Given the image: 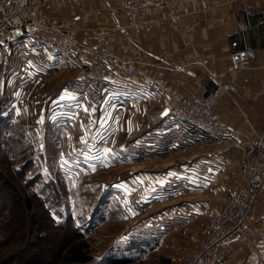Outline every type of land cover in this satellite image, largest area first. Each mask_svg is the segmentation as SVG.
<instances>
[{"label": "crops", "instance_id": "1", "mask_svg": "<svg viewBox=\"0 0 264 264\" xmlns=\"http://www.w3.org/2000/svg\"><path fill=\"white\" fill-rule=\"evenodd\" d=\"M174 3L188 4L193 10L205 3L208 8L178 23L153 15L154 27L145 33L125 28L126 21L116 0L55 1L49 18L76 19L82 45H90L102 36L125 42L128 54L124 60L141 73L161 77L167 87L165 95L152 96L140 92L136 84L124 85L95 116L90 108L72 105L73 100L63 91L58 93L53 100L61 108V123L79 126L88 134L83 146L74 149L77 167L85 164L94 173L96 166L110 171L129 164L135 169L128 171L133 174L128 179L137 183H148L159 175L179 176L191 166L203 170L226 166L222 182L227 181V173L229 177L238 174L240 149L207 137L166 112L161 114L162 103L177 94L204 95L227 83L229 89L216 113L238 133L252 136L258 132L264 124V0H168V4ZM247 48L256 50L249 67L228 72L231 60ZM39 65V76L55 71L56 83L71 76L59 56ZM222 184L225 185L221 183L213 189L221 193ZM119 189L115 186L111 193L116 194ZM254 214L264 216V192ZM250 237L254 245L260 244L261 233ZM249 251L239 240L221 249L215 264H253Z\"/></svg>", "mask_w": 264, "mask_h": 264}, {"label": "rangeland", "instance_id": "2", "mask_svg": "<svg viewBox=\"0 0 264 264\" xmlns=\"http://www.w3.org/2000/svg\"><path fill=\"white\" fill-rule=\"evenodd\" d=\"M23 50L17 44L0 68V264H80L65 261L73 247L91 257L85 264L109 255L127 258L125 264H179L207 222L210 198L191 192L130 213L125 193L140 184L128 179L135 168L96 166L93 173L74 164V149L88 134L61 123L53 100L68 79L56 83L55 71L31 78ZM250 243L252 250L246 241L243 247L253 254Z\"/></svg>", "mask_w": 264, "mask_h": 264}, {"label": "built area", "instance_id": "3", "mask_svg": "<svg viewBox=\"0 0 264 264\" xmlns=\"http://www.w3.org/2000/svg\"><path fill=\"white\" fill-rule=\"evenodd\" d=\"M55 1L0 0V68L10 58L14 47L21 43L31 78L42 71L35 59L49 63L59 56L72 71L71 77L63 83V93L73 100L72 105L90 108L94 116L124 85L136 84L140 92L152 96L167 93L164 79L141 73L124 60L128 54L125 42L102 36L85 46L79 41L81 27L76 19H50ZM116 2L124 15L125 28L145 33H150L154 27L153 15L178 23L208 8L202 3L193 10L185 3L170 5L168 0ZM246 14L250 12L246 11ZM239 28L242 29V25ZM261 51L264 55V46ZM255 55V49L241 51L231 60L227 71L248 68ZM228 89L229 84L223 83L204 95L177 94L172 100H164L161 114L167 111L182 124L240 149L238 174L229 177L227 173V181L222 182L220 178L226 166H217V169L210 166L205 170L191 166L185 174L170 178L159 175L156 180H149L148 189L142 183H132L125 193L126 209L134 213H148L154 205L171 202L177 196L191 192L203 193L210 198L207 222L195 247L179 264H215L217 253L240 239H245L251 248L250 236L254 230L261 233V240L259 245L252 242L256 247L252 246L253 264H264V216L254 214L257 201L264 192V124L256 134L248 136L238 133L230 123L222 120L215 109ZM221 183L225 185L222 184L221 193H218L213 188Z\"/></svg>", "mask_w": 264, "mask_h": 264}, {"label": "trees", "instance_id": "4", "mask_svg": "<svg viewBox=\"0 0 264 264\" xmlns=\"http://www.w3.org/2000/svg\"><path fill=\"white\" fill-rule=\"evenodd\" d=\"M24 207L27 213L32 211V206L29 204L27 200H24ZM30 225L32 227H35V221L30 220ZM69 255H67L65 258L66 262L69 263H80L85 264L91 260V257L87 255V253L83 252L82 249L78 247H73L70 249ZM129 262L127 258H121L117 255H109L105 256L101 262L98 264H125Z\"/></svg>", "mask_w": 264, "mask_h": 264}, {"label": "water", "instance_id": "5", "mask_svg": "<svg viewBox=\"0 0 264 264\" xmlns=\"http://www.w3.org/2000/svg\"><path fill=\"white\" fill-rule=\"evenodd\" d=\"M164 112H167V111H164Z\"/></svg>", "mask_w": 264, "mask_h": 264}]
</instances>
